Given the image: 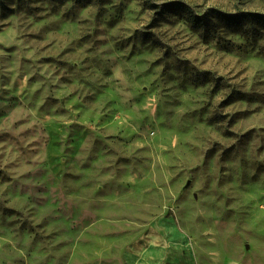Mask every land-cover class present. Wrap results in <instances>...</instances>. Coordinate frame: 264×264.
<instances>
[{
	"label": "rangeland",
	"instance_id": "1",
	"mask_svg": "<svg viewBox=\"0 0 264 264\" xmlns=\"http://www.w3.org/2000/svg\"><path fill=\"white\" fill-rule=\"evenodd\" d=\"M167 252L264 264V0H0V264Z\"/></svg>",
	"mask_w": 264,
	"mask_h": 264
},
{
	"label": "crops",
	"instance_id": "2",
	"mask_svg": "<svg viewBox=\"0 0 264 264\" xmlns=\"http://www.w3.org/2000/svg\"><path fill=\"white\" fill-rule=\"evenodd\" d=\"M166 254H167V255H168V254H169V255H170V254H173V256H174L173 263L177 264V258L175 257V256H176V253H175V252H169V253L167 252ZM179 262H180V261H179Z\"/></svg>",
	"mask_w": 264,
	"mask_h": 264
}]
</instances>
